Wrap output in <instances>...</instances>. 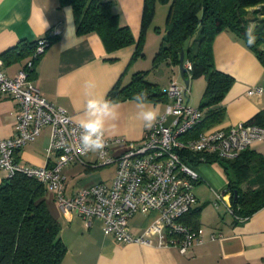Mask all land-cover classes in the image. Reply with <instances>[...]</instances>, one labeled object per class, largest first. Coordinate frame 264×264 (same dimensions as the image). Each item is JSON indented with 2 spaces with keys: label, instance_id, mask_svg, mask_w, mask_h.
<instances>
[{
  "label": "crops",
  "instance_id": "0c3cea01",
  "mask_svg": "<svg viewBox=\"0 0 264 264\" xmlns=\"http://www.w3.org/2000/svg\"><path fill=\"white\" fill-rule=\"evenodd\" d=\"M112 1V11L117 14L120 25L128 26L137 40L144 0ZM164 5L168 4L156 3L154 19L146 33L144 55L134 56L135 43L109 51L96 33L78 35L71 6H60L59 0H0V68L7 77H14L33 56L34 50H29L27 43L51 35V31L58 28L60 33L51 38L35 64L34 83L47 100L63 108L77 121L86 103L84 85L88 80L95 81V94L105 98L120 78L126 83L133 73L142 70L148 71L146 78L161 88L171 80L184 84L179 65L153 63V56L165 34L168 6ZM67 9L72 11L68 16ZM44 21L48 25L46 28ZM154 27L159 28L158 33ZM212 48L216 68L232 75L235 80L217 105L223 110L221 120L204 127L202 131L246 122L264 110V91L252 95L247 93L253 86L264 88V65L230 31L218 33ZM195 84L199 91L195 96L196 103L191 106L199 107L206 81L203 77L190 80V86ZM166 100L149 103L159 106L163 114ZM186 100L190 102V92ZM114 102L120 106L119 115L116 120L107 122L106 134L110 138V155L118 156L129 147L130 142H140L147 128L137 118L138 109L132 99ZM17 109L15 100L0 95L1 139L13 135ZM202 111L205 115L206 109ZM50 136L51 128L45 126L33 141L16 151V161L22 165H44ZM249 149L264 155V139L254 140ZM96 157L97 153H89L83 157V162L63 168L66 196L80 188L111 181L115 164H111L113 171L110 175L101 180L102 171L97 169L102 166L93 165ZM53 160L54 156H51L50 161ZM192 165L199 175L193 188L197 202L184 221L203 228L205 242L202 245L182 254L176 248L156 245L155 238L152 244L117 243L104 236L100 220L92 218L86 221L74 211H60L53 193L47 190L46 202L61 224V239L67 247L61 264H264V206L236 221L224 207L210 208L207 204H213L216 194L226 188L228 177L218 162H192ZM4 178L5 173L0 170V182ZM155 217L156 213L149 216L136 213L129 222L130 232L141 234L143 227ZM212 233L218 235L214 240H210Z\"/></svg>",
  "mask_w": 264,
  "mask_h": 264
},
{
  "label": "built area",
  "instance_id": "2783aa9c",
  "mask_svg": "<svg viewBox=\"0 0 264 264\" xmlns=\"http://www.w3.org/2000/svg\"><path fill=\"white\" fill-rule=\"evenodd\" d=\"M52 32L59 34L60 30L56 28ZM48 45L47 37L38 38L32 58L14 77H7L0 68V95L18 104L13 135L0 138V170L5 178L19 173L35 178L53 193L60 211H74L86 221L100 220L104 236L117 243L152 244L155 238L156 245L176 248L182 254L202 245L205 242L203 228L184 221L197 202L193 188L199 179L188 155L201 152L216 158H235L254 140L264 139V126L242 122L202 131L196 138H185L201 124L204 113L187 102L189 87L171 80L162 89L167 100L161 119L153 128L144 131L140 142H130L124 152L112 156L110 138L106 134V155L97 154L93 165L115 164L111 181H101L66 196L63 168L83 162V157L89 153L82 155L80 152L78 121L47 100L30 76ZM184 67L190 79L191 63L185 61ZM262 91L261 86H253L247 93ZM169 110L174 114L168 115ZM45 126L51 128L47 162L42 166L18 163L16 151L33 141ZM51 156H54L53 161H50ZM213 204L216 208L223 206L237 220L244 219L235 214L225 190L216 194ZM136 213L145 216L156 213L139 235L130 232L129 222ZM217 236L212 233L210 240Z\"/></svg>",
  "mask_w": 264,
  "mask_h": 264
},
{
  "label": "trees",
  "instance_id": "16d2710c",
  "mask_svg": "<svg viewBox=\"0 0 264 264\" xmlns=\"http://www.w3.org/2000/svg\"><path fill=\"white\" fill-rule=\"evenodd\" d=\"M157 2L168 4V11L165 34L153 63L178 65L180 52L184 50V62L191 63L190 80L203 77L206 81L198 107L206 109L203 122L185 135V138H196L204 127L221 120L223 110L217 105L235 80L216 68L212 48L216 35L232 32L264 65V0H144L137 40L128 26L120 25L117 14L112 11V0H59V5L71 6L78 35L96 33L109 51L135 43L134 56H143L146 33L153 22ZM250 23H255L258 37L251 48L245 37ZM158 29L154 27L155 31ZM57 35L51 31L45 37L50 43ZM35 42L27 43L29 50H34ZM147 73L146 70L135 72L126 83L120 78L108 91L107 98L132 99L135 93L145 91L148 102L165 101L163 88L149 81ZM245 123L264 126V110ZM188 156L193 163L218 161L223 167L228 177L224 190L237 216L248 217L264 206V155L247 148L232 159L201 152ZM235 191L237 199H234ZM46 193L45 186L21 173L0 182V264L62 263L67 247L61 239V224L46 202Z\"/></svg>",
  "mask_w": 264,
  "mask_h": 264
},
{
  "label": "clouds",
  "instance_id": "9594fccd",
  "mask_svg": "<svg viewBox=\"0 0 264 264\" xmlns=\"http://www.w3.org/2000/svg\"><path fill=\"white\" fill-rule=\"evenodd\" d=\"M67 16L71 9H67ZM45 22V21H44ZM45 22V28L47 27ZM73 32L75 27L73 25ZM246 44L249 48L256 45V25L250 23L245 30ZM67 45V44H66ZM65 45V46H66ZM85 96L87 97L84 105L83 113L78 120V126L81 130L79 137L81 154L97 153L101 156L106 155L105 148L107 147L106 132L107 122L118 118L119 104L104 96L95 94V81L88 80L84 85ZM132 102L135 103L137 118L143 122L145 128H153L159 119H161L160 108L157 105H152L148 102L147 93L140 91L132 97ZM174 114L169 110L168 115Z\"/></svg>",
  "mask_w": 264,
  "mask_h": 264
},
{
  "label": "rangeland",
  "instance_id": "374dc122",
  "mask_svg": "<svg viewBox=\"0 0 264 264\" xmlns=\"http://www.w3.org/2000/svg\"><path fill=\"white\" fill-rule=\"evenodd\" d=\"M164 6H168V5H164ZM158 33V31H156ZM199 88H200V85H199ZM191 91H192V95H191ZM198 85H194V86H190L189 88V92H190V102H189V105L193 104V103H196V98L195 96L197 97L198 95ZM194 93V94H193ZM215 162H218V161H215ZM99 171H102L100 174L102 175V178H100L101 180L104 179L106 176L110 175V173L113 171V167L111 165H106V166H102L100 169H97ZM210 206V208L212 209H217L213 206V204H207ZM220 207H223V206H220Z\"/></svg>",
  "mask_w": 264,
  "mask_h": 264
},
{
  "label": "water",
  "instance_id": "95a60500",
  "mask_svg": "<svg viewBox=\"0 0 264 264\" xmlns=\"http://www.w3.org/2000/svg\"><path fill=\"white\" fill-rule=\"evenodd\" d=\"M184 59H185V51L184 50H181L180 52V57H179V72H180V76H181V79L185 85L186 88L190 87V79H188L186 77V69L184 67ZM237 196H238V192L235 191V194H234V199H237Z\"/></svg>",
  "mask_w": 264,
  "mask_h": 264
}]
</instances>
